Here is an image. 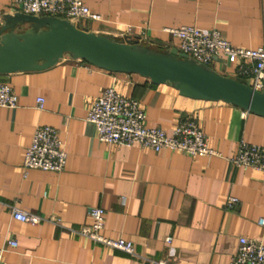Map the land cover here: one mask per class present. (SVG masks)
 <instances>
[{
	"label": "crops",
	"instance_id": "0c3cea01",
	"mask_svg": "<svg viewBox=\"0 0 264 264\" xmlns=\"http://www.w3.org/2000/svg\"><path fill=\"white\" fill-rule=\"evenodd\" d=\"M100 15L82 27L166 50L178 41L165 28L218 29L233 44L264 47V0H83ZM0 0V13H16ZM219 73L249 83L237 64L215 59ZM18 95L15 108L0 106V247L10 239L9 264H231L239 238L264 243V170L237 167L231 158L241 140L264 145V117L224 101L193 99L138 73L113 72L65 57L44 70L0 74ZM138 100L147 125L174 127L195 120L216 155L190 157L164 148L100 141L87 120L106 87ZM44 97L43 109L37 98ZM38 125L59 131L68 153L62 172L23 168ZM229 196L238 197L230 203ZM105 209L103 233L134 243L129 254L72 231L91 223L89 211ZM18 208L43 217L37 225L15 219ZM171 237V242L167 238Z\"/></svg>",
	"mask_w": 264,
	"mask_h": 264
},
{
	"label": "built area",
	"instance_id": "2783aa9c",
	"mask_svg": "<svg viewBox=\"0 0 264 264\" xmlns=\"http://www.w3.org/2000/svg\"><path fill=\"white\" fill-rule=\"evenodd\" d=\"M18 7L17 11L35 16H57L80 25L83 19L99 20L100 15L90 9L83 0H12ZM81 26V25H80ZM178 41L179 50L188 54L202 64L211 66L215 59L222 58L227 63L237 64L238 74L247 78L250 86L264 91V47H243L233 44L224 38L218 29L206 30L194 25L165 28ZM125 41H133L121 38ZM45 98H37L38 109H43ZM18 105V95L13 88L0 82V106L15 108ZM146 112L141 103L118 92L114 87H106L103 93L92 103L87 120L93 123L100 141L111 145H130L149 148L158 152L164 148L178 151L190 157L209 156L217 151L208 145L207 135L201 126L193 119H188L176 125L169 135L162 127L147 125ZM68 153L59 131L48 125H38L34 131L31 144L24 158L23 168H33L41 171L62 172L67 163ZM237 167H253L264 170V145L251 144L241 140L237 153L230 159ZM239 201L236 196H229L230 203ZM15 219L37 225L45 220L61 224L58 216L49 218L42 215L12 209ZM91 223L73 232L125 253H135L134 243L123 237H109L103 233L106 211L94 206L90 209ZM264 225V218L259 220ZM168 237L167 241L171 242ZM18 245L15 239H10L5 246L0 247V264L5 261L8 248ZM155 264H176L169 259L154 261ZM231 264H264V243L246 236L239 238L238 250L232 257Z\"/></svg>",
	"mask_w": 264,
	"mask_h": 264
},
{
	"label": "water",
	"instance_id": "95a60500",
	"mask_svg": "<svg viewBox=\"0 0 264 264\" xmlns=\"http://www.w3.org/2000/svg\"><path fill=\"white\" fill-rule=\"evenodd\" d=\"M65 57L113 72L138 73L187 97L224 101L264 117V91L191 59L178 48L161 50L96 33L57 16L0 13V74L38 71Z\"/></svg>",
	"mask_w": 264,
	"mask_h": 264
},
{
	"label": "trees",
	"instance_id": "16d2710c",
	"mask_svg": "<svg viewBox=\"0 0 264 264\" xmlns=\"http://www.w3.org/2000/svg\"><path fill=\"white\" fill-rule=\"evenodd\" d=\"M154 48H157V49H161V50H166V49H163L161 47H154ZM86 62V61H85ZM88 63V62H87Z\"/></svg>",
	"mask_w": 264,
	"mask_h": 264
}]
</instances>
